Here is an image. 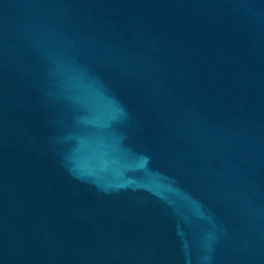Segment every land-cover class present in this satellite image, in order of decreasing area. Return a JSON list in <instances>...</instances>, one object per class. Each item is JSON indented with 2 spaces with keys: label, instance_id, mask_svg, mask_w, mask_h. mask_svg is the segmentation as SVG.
Wrapping results in <instances>:
<instances>
[{
  "label": "water",
  "instance_id": "water-1",
  "mask_svg": "<svg viewBox=\"0 0 264 264\" xmlns=\"http://www.w3.org/2000/svg\"><path fill=\"white\" fill-rule=\"evenodd\" d=\"M0 264H264V0H0Z\"/></svg>",
  "mask_w": 264,
  "mask_h": 264
}]
</instances>
